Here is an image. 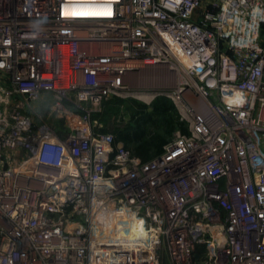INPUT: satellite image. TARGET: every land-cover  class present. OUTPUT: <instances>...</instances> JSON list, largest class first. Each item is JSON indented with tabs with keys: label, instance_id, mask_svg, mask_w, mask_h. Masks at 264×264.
Instances as JSON below:
<instances>
[{
	"label": "built area",
	"instance_id": "1",
	"mask_svg": "<svg viewBox=\"0 0 264 264\" xmlns=\"http://www.w3.org/2000/svg\"><path fill=\"white\" fill-rule=\"evenodd\" d=\"M263 36L264 0H0V264H264ZM149 92L185 128L142 159L92 117Z\"/></svg>",
	"mask_w": 264,
	"mask_h": 264
},
{
	"label": "rangeland",
	"instance_id": "2",
	"mask_svg": "<svg viewBox=\"0 0 264 264\" xmlns=\"http://www.w3.org/2000/svg\"><path fill=\"white\" fill-rule=\"evenodd\" d=\"M156 69L160 70L161 74L166 72L163 68L158 67ZM133 86L131 88H134ZM156 97L158 96L151 98L149 101H146L144 98H138L132 94L125 97H114L111 101L105 102L102 111L93 115L92 119L95 118L97 120V124H101L97 127L98 129L111 132L117 141L122 139V143L131 149H136L137 144L143 143L145 140L152 141L156 137L170 139L173 132L169 135L166 134V132H168V130L166 131L167 127L158 119L151 120L142 125V135L140 138H137L134 133H131L135 124L142 119L143 113L151 112L150 110H152ZM168 102L171 104L168 112L172 118L173 126L175 127L177 124L176 121H179V115L169 99ZM34 105L36 106L38 113L43 115L48 109L47 102L45 104L38 103ZM105 110H108V115L103 117ZM120 136L122 137L121 139Z\"/></svg>",
	"mask_w": 264,
	"mask_h": 264
},
{
	"label": "trees",
	"instance_id": "3",
	"mask_svg": "<svg viewBox=\"0 0 264 264\" xmlns=\"http://www.w3.org/2000/svg\"><path fill=\"white\" fill-rule=\"evenodd\" d=\"M162 99H165V100H162ZM111 100L112 98L109 99L108 101H111ZM170 107H171V104L168 102V98L163 95H158V97H156L155 99V102L153 103L152 110H150L151 112L143 113L142 119H140L139 122L135 124V126L132 128L131 133L132 134L134 133V135L137 136V138H140V136L142 135V131H141L142 125L154 119H158L160 120V122L165 124V126L167 127L166 131L168 130L166 134L168 135L171 134V132L174 133V131L177 129L184 130L185 124L180 119L179 121H176L177 122L176 126L175 127L173 126L172 118L168 112L170 110ZM106 115H108V110L107 111L105 110V114L103 115V117H105ZM121 138L122 137L120 136V139ZM168 140L169 138L163 139V137H156L152 141L145 140L143 143L137 144L136 149H131V148L130 149L136 155L140 156L142 159H148L158 154L162 150L163 144L167 142ZM120 141H122V139Z\"/></svg>",
	"mask_w": 264,
	"mask_h": 264
},
{
	"label": "crops",
	"instance_id": "4",
	"mask_svg": "<svg viewBox=\"0 0 264 264\" xmlns=\"http://www.w3.org/2000/svg\"><path fill=\"white\" fill-rule=\"evenodd\" d=\"M162 75L166 77V80L160 79ZM169 78L170 77L166 74V72L161 74V71L156 68L145 69L138 77L131 81V86L134 85V88L157 89L163 87L164 85H170L171 80Z\"/></svg>",
	"mask_w": 264,
	"mask_h": 264
},
{
	"label": "bare ground",
	"instance_id": "5",
	"mask_svg": "<svg viewBox=\"0 0 264 264\" xmlns=\"http://www.w3.org/2000/svg\"><path fill=\"white\" fill-rule=\"evenodd\" d=\"M74 12L76 14H83V15H80V16H94V15H91V14H97V15L104 16V15L110 14V9L108 7H100V8L89 7L87 9L74 10ZM134 95L136 96L137 94L134 93ZM152 96H153L152 92L144 93V94L140 95V97L146 99V101H149Z\"/></svg>",
	"mask_w": 264,
	"mask_h": 264
}]
</instances>
